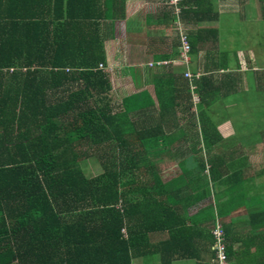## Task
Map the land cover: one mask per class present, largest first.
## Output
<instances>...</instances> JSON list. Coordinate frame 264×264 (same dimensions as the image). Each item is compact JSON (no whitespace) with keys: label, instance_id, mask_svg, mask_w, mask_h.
I'll use <instances>...</instances> for the list:
<instances>
[{"label":"trees","instance_id":"16d2710c","mask_svg":"<svg viewBox=\"0 0 264 264\" xmlns=\"http://www.w3.org/2000/svg\"><path fill=\"white\" fill-rule=\"evenodd\" d=\"M96 1L0 0V264H132L158 255L161 264H172L182 256L175 243L184 221L157 199L147 156L130 154L126 135L114 132L128 122L103 100L109 83L96 70L102 44L89 23L103 18L90 14ZM71 71L83 72L78 88L68 84L77 81ZM200 82L214 84L204 76L195 88ZM216 85L212 93L224 87ZM162 86L157 97L172 108ZM203 94L199 90L202 102ZM94 120L108 145L84 153L75 145L95 143ZM212 122L202 124L205 146L221 139L209 130ZM145 139L137 137L142 144ZM85 157H94L101 173L86 176L80 165ZM198 162L204 169V160ZM215 162L219 170L225 159L215 155ZM222 178L221 171L211 174L212 181ZM160 229L171 233L159 247L151 238ZM225 252L228 260L227 242Z\"/></svg>","mask_w":264,"mask_h":264},{"label":"crops","instance_id":"0c3cea01","mask_svg":"<svg viewBox=\"0 0 264 264\" xmlns=\"http://www.w3.org/2000/svg\"><path fill=\"white\" fill-rule=\"evenodd\" d=\"M167 1L99 0L90 13L103 16L89 22L96 25V35L102 44L100 71L105 72L109 83L103 100L111 108V114L128 122L114 132L126 135L127 144H131L130 154L142 152L147 156L145 167L151 171L152 186L159 187L155 196L174 206L178 220L184 221V233L175 243L177 251L182 247V256L176 257L172 264H216L212 249L215 217L226 235L227 264H264V146L254 150L242 145L237 140L239 124L235 123L251 125L254 108L258 107L259 113L264 110V96L255 95L258 101L244 102L245 108L229 102V98L235 97V90L248 88L251 74L256 89L264 93V0H176L175 8L171 6L173 10ZM198 2L203 6L199 7ZM178 25L183 26L188 36L191 53L192 44L196 49L188 71L211 78L214 87L224 85L214 92L210 102L208 99V104H203L199 90L203 94L207 88L208 95L212 94L214 87L210 84L202 86L200 82L199 89L196 86L192 94L195 104L189 96L185 97ZM260 59L263 62L258 65ZM156 63L164 66L150 67ZM248 71L250 74L246 73V82L242 84L243 73ZM71 72L77 81L68 84L80 87L78 74L83 72ZM161 85L165 97L169 94L172 108L157 97ZM210 107H216L215 114ZM244 109L245 114L241 115ZM202 110H206L205 115ZM215 116L223 118L224 128L210 125L209 130L221 139L205 146L202 124L215 121ZM94 122L95 143L80 140L75 145L77 150L86 153L106 149L108 144L101 141L102 135L97 131L100 123ZM73 133L76 131L70 130L68 134ZM141 134L146 138L143 144L137 141ZM114 144L111 141V148ZM215 155L225 159L219 170ZM200 158L205 162L204 169H199ZM122 161L128 163L123 157ZM80 165L86 176L101 173L94 157H85ZM220 171L223 178L212 181L211 174L214 172L216 176ZM168 225L175 227L172 231H178L177 224ZM159 226L162 227V219ZM170 231L160 229L151 242L165 246L170 242ZM155 263L161 264L160 255L132 262Z\"/></svg>","mask_w":264,"mask_h":264},{"label":"rangeland","instance_id":"374dc122","mask_svg":"<svg viewBox=\"0 0 264 264\" xmlns=\"http://www.w3.org/2000/svg\"><path fill=\"white\" fill-rule=\"evenodd\" d=\"M178 1L176 2V0H168L167 1V5H168V7L171 10H173V8L171 6H174V8H175V4L177 5ZM197 5L199 7H202L203 3L202 2H198ZM171 16H172V18L175 17V11L172 12ZM179 27L181 28V25ZM181 31L183 32V34L188 39V36H187V34L185 33V31L183 29V26L181 28ZM190 52H191V48H190ZM179 53H180V47H179ZM260 60H261V62L260 61L257 62L258 65L263 62V59H260ZM162 64L163 63H156L154 65H155V68H158ZM180 68L182 70V72L180 73L181 76H182V80L183 81L186 80L185 81L186 88L189 89V90L186 89L187 93L185 94V97L189 96V99L192 101L193 104H195L196 98L192 97V94H193L194 89H195L194 82L196 80L202 79L204 76L202 77L201 73H199V74L198 73H193V74H198L197 76L194 75V78H193L189 73H187V71L190 70V63H189L188 67L180 66ZM180 68H179V70H180ZM241 70L245 71L246 69H241ZM189 72H191V71H189ZM249 72L250 71L243 73V76H242V79H241L242 80L241 81L242 84L244 83V81L246 82V79H245L246 78V73H249ZM253 82H254V78H253V74H251L250 78H249L248 88L246 90H242V89H240L238 91L235 90V97L229 98V102H231L232 104H242V107L245 108L246 106H245V104H243L244 102L258 101L254 96L255 95L264 96V93L261 90L256 89V87H255ZM213 95H214V93L208 95L207 97H204L203 103L204 104H208L210 102V97H212ZM208 99H209V102H208ZM232 107L233 106H231L230 108H232ZM210 109H211L212 113H214V114L216 113V110H217L216 107H210ZM245 110L246 109H244V111H243V113L241 115L245 114ZM259 111L260 110H258V107L254 108L253 113L251 114V116L254 118L253 119V123L251 125H249V126H245L244 127V122H235L236 124H239L238 127L240 128V129L237 128V130H238L237 131V140L242 145H244L246 148L252 147V148H254V150H257L259 148V146H261V147L264 146V110H261V113H259ZM215 117H216V120L213 121V125L217 129H220V130L223 129L224 125H225V124L223 125V121H224L223 118H221V116H215ZM227 124H229V121L227 122ZM227 128H229V126ZM245 137H246V140H245ZM257 142H260V143H257ZM188 162L189 163H193L191 160H188ZM100 171H101V169H100ZM214 263L217 264L215 259H214Z\"/></svg>","mask_w":264,"mask_h":264},{"label":"built area","instance_id":"2783aa9c","mask_svg":"<svg viewBox=\"0 0 264 264\" xmlns=\"http://www.w3.org/2000/svg\"><path fill=\"white\" fill-rule=\"evenodd\" d=\"M177 34L179 38L180 43V53H179V62L182 66H189V63L191 61V55H190V46L187 37L183 34L180 27L178 26ZM154 65H150V67H153ZM188 69V68H187ZM193 78L194 75L191 74L189 71H187ZM213 237H214V246L213 250L215 253V260L217 264H227V255L225 252L226 246H225V238H224V232L222 230V227L216 223L214 231H213Z\"/></svg>","mask_w":264,"mask_h":264},{"label":"clouds","instance_id":"9594fccd","mask_svg":"<svg viewBox=\"0 0 264 264\" xmlns=\"http://www.w3.org/2000/svg\"><path fill=\"white\" fill-rule=\"evenodd\" d=\"M178 40H179V38H178ZM188 42H189V40H188ZM179 45H180V43H179ZM189 46H190V45H189ZM190 55H191V52H190ZM151 65H152V64H151ZM153 65H154V64H153ZM162 66H164V64H162V65L159 66V67H162ZM181 66H182V65H181ZM153 67H155V65H154ZM153 67H151V68H153ZM96 70H98V71L102 70L101 65H98L97 68H96ZM66 71H68V70H66ZM190 73H191V72H190ZM191 74H192V73H191ZM216 223L219 224V225L222 227V225H221V223H220V220L217 219V217H215V220H214V227H213V230H212V236H213V231H214V228H215ZM222 230H223V228H222ZM223 232H224V230H223ZM224 238H225V246H226V235H225V232H224ZM213 239H214V237H213ZM213 246H214V244H213ZM212 249H213V248H212ZM213 252H214V250H213ZM214 255H215V253H214Z\"/></svg>","mask_w":264,"mask_h":264}]
</instances>
